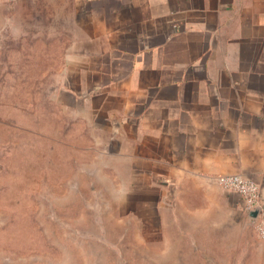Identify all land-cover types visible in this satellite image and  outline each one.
<instances>
[{"label":"crops","instance_id":"obj_1","mask_svg":"<svg viewBox=\"0 0 264 264\" xmlns=\"http://www.w3.org/2000/svg\"><path fill=\"white\" fill-rule=\"evenodd\" d=\"M73 5L58 104L136 193L143 235L170 229L176 264H264L241 199L216 183L241 175L264 207V0Z\"/></svg>","mask_w":264,"mask_h":264},{"label":"rangeland","instance_id":"obj_2","mask_svg":"<svg viewBox=\"0 0 264 264\" xmlns=\"http://www.w3.org/2000/svg\"><path fill=\"white\" fill-rule=\"evenodd\" d=\"M73 6L0 0V264H176L172 231L143 235L136 193L58 104Z\"/></svg>","mask_w":264,"mask_h":264},{"label":"built area","instance_id":"obj_3","mask_svg":"<svg viewBox=\"0 0 264 264\" xmlns=\"http://www.w3.org/2000/svg\"><path fill=\"white\" fill-rule=\"evenodd\" d=\"M216 183L226 192L236 194L242 202V210L249 218L258 239L264 240V207L258 192L257 185L237 174L221 175ZM257 211L255 217L249 214Z\"/></svg>","mask_w":264,"mask_h":264},{"label":"water","instance_id":"obj_4","mask_svg":"<svg viewBox=\"0 0 264 264\" xmlns=\"http://www.w3.org/2000/svg\"><path fill=\"white\" fill-rule=\"evenodd\" d=\"M256 214H257V211H254V212L250 213L249 215H250L251 217H255Z\"/></svg>","mask_w":264,"mask_h":264}]
</instances>
